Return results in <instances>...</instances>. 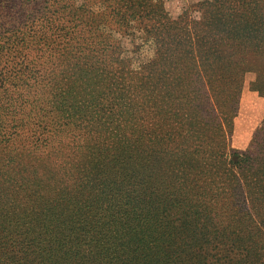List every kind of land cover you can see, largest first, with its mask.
I'll return each mask as SVG.
<instances>
[{"label": "trees", "instance_id": "16d2710c", "mask_svg": "<svg viewBox=\"0 0 264 264\" xmlns=\"http://www.w3.org/2000/svg\"><path fill=\"white\" fill-rule=\"evenodd\" d=\"M152 1L0 0V264H264V120L227 152L264 0ZM221 175L233 194L198 186Z\"/></svg>", "mask_w": 264, "mask_h": 264}, {"label": "rangeland", "instance_id": "374dc122", "mask_svg": "<svg viewBox=\"0 0 264 264\" xmlns=\"http://www.w3.org/2000/svg\"><path fill=\"white\" fill-rule=\"evenodd\" d=\"M202 1L204 0H153L152 3L159 4L172 20L177 19L184 12L188 14L190 20H196L199 17L197 8ZM131 30L125 35L116 33L115 39L122 47V56L130 60L131 69L139 70L143 64L154 56V47L152 42L143 44L142 35L138 31L132 33L133 31ZM183 66L179 68H183ZM183 74L181 85L184 89V94H187L193 88L197 77L192 72L187 73L185 71ZM174 78H170L169 80L171 81V85L176 83ZM256 81L257 75L253 72H246L241 78L240 90L237 96V103L235 104L237 105V109L231 121L232 130L230 134L227 133L228 153L247 151L253 143L256 131L264 120V94L256 88ZM62 173L65 175L64 171ZM229 180V177L221 175L213 178V182L209 185L206 183V180H203L202 183H198V186L207 185L208 194H216L213 191L218 192V189L224 192L228 190L229 193L226 194H233L231 192L235 191L232 189L235 185L228 183Z\"/></svg>", "mask_w": 264, "mask_h": 264}]
</instances>
